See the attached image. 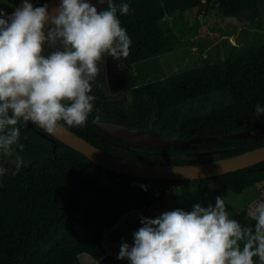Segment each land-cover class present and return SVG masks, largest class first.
I'll return each mask as SVG.
<instances>
[{
    "label": "trees",
    "instance_id": "obj_1",
    "mask_svg": "<svg viewBox=\"0 0 264 264\" xmlns=\"http://www.w3.org/2000/svg\"><path fill=\"white\" fill-rule=\"evenodd\" d=\"M18 1L15 0V8ZM48 1L35 0L33 6L41 7ZM114 3L118 10L121 3L129 5V14L118 11V18L132 42L130 55L123 59L131 70L132 93L125 101H105L95 95L93 112L86 124L66 127L114 155L159 165L201 163L264 145V114L257 118L255 113L257 104L264 107V20L258 21L264 0H114ZM106 8L105 3L101 10ZM213 12L258 31L251 38L247 33L248 40L241 46L234 45L225 31L215 25L213 38L216 40V33L222 32L225 45L223 48L216 43V58H208L202 66L172 76L161 74L160 56L189 45L201 52L206 50L210 35L201 36L205 30L202 15L211 18ZM186 14L195 18L191 26L185 20ZM220 91L230 94L228 105L204 114L183 116L188 102ZM97 114L101 121L107 119L152 130L163 137L190 139L240 132L249 135L230 137L220 143H199L189 149L130 147L104 132L99 123L94 124ZM19 127V143L24 145L23 152L15 149L23 158L19 171L14 156L0 154L7 159L6 168L0 165L6 169L0 176V264H80L83 254L110 264H130L126 259H118L119 255L107 253L103 243L105 232L125 215L151 208L166 198L172 188L193 181L143 179L107 171L108 180L119 177L122 184H105L102 167L85 155L58 139L54 143L23 123ZM213 150L219 152L207 153ZM196 181L212 184L215 194L227 191L238 194L249 187L259 190L261 194L256 200L230 216L242 226L254 225L247 211L253 203L264 202V162Z\"/></svg>",
    "mask_w": 264,
    "mask_h": 264
},
{
    "label": "clouds",
    "instance_id": "obj_2",
    "mask_svg": "<svg viewBox=\"0 0 264 264\" xmlns=\"http://www.w3.org/2000/svg\"><path fill=\"white\" fill-rule=\"evenodd\" d=\"M20 1V0H19ZM18 1V2H19ZM34 3V2H33ZM107 4L101 10L97 4ZM18 5V3H17ZM8 15L0 9V154L15 157L23 123L49 135L67 125L82 127L93 112L92 82L105 56L122 61L130 55L131 40L118 18L129 14L114 0H59L49 11L24 0ZM55 47L44 54V46ZM123 67L122 64H120ZM257 118L264 107L256 105ZM101 121L100 115L93 119ZM6 169L0 167V176ZM143 187V186H142ZM254 222L242 226L230 218L225 200L197 203L191 211L175 209L155 219L142 218L134 243L121 245L118 259L130 264H264V202L249 206Z\"/></svg>",
    "mask_w": 264,
    "mask_h": 264
},
{
    "label": "rangeland",
    "instance_id": "obj_3",
    "mask_svg": "<svg viewBox=\"0 0 264 264\" xmlns=\"http://www.w3.org/2000/svg\"><path fill=\"white\" fill-rule=\"evenodd\" d=\"M15 7V0H0V9H3L8 15ZM185 20H187L190 26L195 21L192 14L188 16L186 14ZM264 20V10L262 16L258 21ZM257 23V20L255 21ZM202 25L204 31L201 33L202 37L210 35V45L205 51L201 52L197 47L185 46L175 51L166 53L159 57L161 74L165 76H172L174 74L186 71L198 66H202L205 60L208 58H216L218 52L215 49L216 43L221 45L223 48V37L220 32L216 34V40L214 37L213 28H221L224 34L230 38L234 45H245L247 33L251 38L254 31H258V28L251 26H244L239 24L234 18L223 19L218 12H213L211 18L207 15H202ZM215 25H217L215 27ZM236 32H233L234 30ZM214 33V34H213ZM244 34V35H243ZM213 35V36H212ZM226 36V37H227ZM225 38V37H224ZM243 38V39H242ZM220 54H223L221 51ZM124 92H118L117 97L122 100L125 96L130 98V94ZM231 102L230 94L226 91L217 92L208 98L197 99L188 102L183 108V116H193L204 114L208 111L218 109L228 105ZM261 192L254 187L246 188L242 193H234L227 191L222 194H215L213 192L212 184H201L200 182L193 180L186 186H178V188H172L167 193L166 198L158 202L151 208L136 209L128 215H125L118 224L114 225L113 228L108 229L105 232L104 245L107 249V253L111 255H119L121 245L124 243L130 246L134 243V233L143 226L142 218L155 219L165 212L172 211L175 209H181L184 211H191L193 206L197 203H207L215 205L217 196H221L225 200L226 209L229 216H234L242 211L246 206L251 204L260 196ZM119 240V245L115 242ZM115 244V245H114ZM111 246V247H110ZM110 247V250L108 249ZM114 248V250H113ZM103 263L100 260L92 259L89 255L83 254L81 256L80 264H100ZM103 264H110L104 262ZM259 264V262L257 263Z\"/></svg>",
    "mask_w": 264,
    "mask_h": 264
},
{
    "label": "water",
    "instance_id": "obj_4",
    "mask_svg": "<svg viewBox=\"0 0 264 264\" xmlns=\"http://www.w3.org/2000/svg\"><path fill=\"white\" fill-rule=\"evenodd\" d=\"M35 0H28L33 4ZM24 0L18 2L17 7H21ZM59 0H49L47 5L49 11L58 6ZM100 9L103 5H96ZM110 57L106 59L107 63V82L112 92L132 93L133 80L130 68L124 61H114ZM123 65V67L120 66ZM129 95V96H130ZM100 128L110 136L123 140L127 145L133 147L146 146L149 148H167L189 149L196 147L199 143L225 142L230 137L241 138L249 135L248 132H240L226 136L197 137L190 139H178L176 137H163L159 132L144 130L135 127H129L112 121H101ZM64 144L72 147L76 151L85 155L91 161L102 167L105 184L120 186V178L115 180L107 179V171H113L122 175H129L143 179L155 180H202L223 174L235 172L241 169L264 162V145L252 150L219 158L211 161L191 164H169L159 165L144 162H137L114 155L104 149L99 148L81 135L72 131L65 125L61 127L55 135H52ZM219 151L213 150L207 152L209 155H215ZM174 186V185H172ZM171 186V187H172Z\"/></svg>",
    "mask_w": 264,
    "mask_h": 264
},
{
    "label": "flooded vegetation",
    "instance_id": "obj_5",
    "mask_svg": "<svg viewBox=\"0 0 264 264\" xmlns=\"http://www.w3.org/2000/svg\"><path fill=\"white\" fill-rule=\"evenodd\" d=\"M94 2H95V0H94ZM55 47L56 46L49 47L48 45H45L44 46V54L45 55L50 54L53 50H55ZM107 58H108V56H105L104 59L100 62V64H99V69H100L99 74L96 77L95 81L92 82V85H91L92 91L89 94L93 95V96L96 95L98 97H102V98H104L105 101H107V100H109V101H125V99H127V96H125L124 99L120 100L117 97L118 93L117 92H112V90L108 86V82H107V68H108V66H107V63L105 62ZM104 76L106 77L105 78L106 80L104 79ZM100 87H102V88H100ZM102 120L109 121L107 119H102ZM112 122H114V121H112ZM27 127L29 129H32V130L36 131L37 133L41 134L43 137H46L49 140L54 141V143L56 142V140H55L56 138L53 137L52 135H49L43 129H41V128L35 126V125H32L30 123L27 125ZM1 164L3 166H5V168H6L7 167V159L4 160L2 157H0V165ZM117 178H119V177H117Z\"/></svg>",
    "mask_w": 264,
    "mask_h": 264
},
{
    "label": "crops",
    "instance_id": "obj_6",
    "mask_svg": "<svg viewBox=\"0 0 264 264\" xmlns=\"http://www.w3.org/2000/svg\"><path fill=\"white\" fill-rule=\"evenodd\" d=\"M115 244H116V245H119V240H117V241L115 242ZM115 244H114V245H115ZM110 247H111V246H110ZM110 247L108 248L109 250H110ZM113 250H114V248H113ZM102 262H103V261H102ZM103 263H104V262H103ZM103 263H100V264H103Z\"/></svg>",
    "mask_w": 264,
    "mask_h": 264
}]
</instances>
